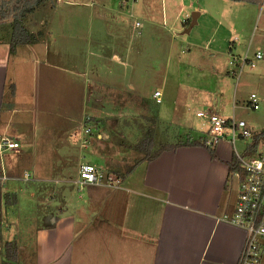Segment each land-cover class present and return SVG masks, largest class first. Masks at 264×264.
Instances as JSON below:
<instances>
[{
    "label": "crops",
    "instance_id": "crops-1",
    "mask_svg": "<svg viewBox=\"0 0 264 264\" xmlns=\"http://www.w3.org/2000/svg\"><path fill=\"white\" fill-rule=\"evenodd\" d=\"M196 1L198 5L193 0L188 3L179 0L174 12L163 8L161 1L159 6L156 0H133L128 4L129 9L117 3L114 14L96 13L102 19L101 31L102 25L105 26L106 32L102 33L109 37L105 36L106 40L102 37L92 40L93 29H78L69 25L65 16L56 17L59 4L70 1L55 0L52 6L39 4L24 20L35 40L17 44L12 52L8 51L10 25L0 23V27L8 25L5 34L0 32V134L18 143L0 152V237L4 238L3 244L8 240L15 244L14 259L7 258L2 249L0 264L1 260L18 259L20 264L236 263L244 231L223 216L229 213L235 198L229 200V190L230 179L233 188L236 180L226 173V161L231 155L229 145L234 150V139L216 140L212 145L216 156L208 154L200 144L164 149L150 160L139 161L114 185L92 183L85 190L75 192L71 177L65 173L64 164L69 157L74 156L76 164L82 161L77 147L76 156L72 148L73 132L79 127L85 105V86L94 82L143 93L126 76V71L134 67L130 58L134 40L155 41L159 38L158 27L164 28L168 22L175 24L176 19L185 26L190 16L185 11L187 7L196 10L195 21L188 29L196 25V29L203 31L198 38L191 36L192 47L199 52L197 55L192 51V103L195 110L212 109L228 116L217 109L215 95L225 91L231 75L228 55H246L254 32L264 36V14L255 21L257 8L264 9V0H209L213 6L208 0ZM125 11L133 16L130 23H126ZM250 16L253 23L248 26L244 21L250 20ZM184 18L188 22L182 25ZM208 18L210 22H204ZM134 21H138L137 27L133 26ZM152 22L160 26H153ZM112 27L120 29L122 36ZM118 40H121L119 44ZM90 57L96 62L91 66L93 71H89L87 62ZM255 61L247 63L252 65ZM162 63L165 69V57ZM51 69L65 76L61 78L66 82L72 77L81 83L78 103H66L65 93L57 99L61 104L54 102V96L44 86L48 85L47 72ZM185 71L182 74L190 73ZM152 91L143 95L152 97ZM161 101L160 96L158 104ZM70 107L73 109L68 110ZM177 128L176 134L182 131V126ZM186 128L183 133L191 139L207 137V121L202 116L196 118V127ZM153 142H157L154 136ZM90 154L94 164H104L101 154ZM23 172L27 173V178L22 177L25 180L19 178ZM62 182L66 183V190L56 192L62 197L61 206L52 209L49 204L55 194L53 187ZM5 193L7 204L3 203ZM25 201L32 204L28 208H33L34 221L24 225L28 233L23 242L16 235L21 227L19 210ZM25 244L31 247L28 257L21 253ZM256 264H264V252Z\"/></svg>",
    "mask_w": 264,
    "mask_h": 264
},
{
    "label": "rangeland",
    "instance_id": "rangeland-1",
    "mask_svg": "<svg viewBox=\"0 0 264 264\" xmlns=\"http://www.w3.org/2000/svg\"><path fill=\"white\" fill-rule=\"evenodd\" d=\"M62 1H70L71 3H60L58 10L55 13L57 15H55L56 17L65 16L67 18V23L71 26L75 25V27L78 29H93V32L90 36L92 40H94V38L97 39L101 37L102 39H105L106 33H102V31H105V26L102 25L104 30L101 31L102 19L99 18L96 13H102L106 15L114 14L115 9L118 8L117 6L119 5V0ZM159 1H161L162 7L164 8L165 6L169 12H174L175 7L179 5V0H156L157 4L160 6ZM183 1L184 3L190 2V0ZM193 1L198 5L199 1ZM73 2L77 3L73 4ZM207 2L209 5L213 6L211 1L208 0ZM131 3L132 2L127 3L126 6L128 7ZM43 4L51 5L53 3ZM127 9H129V7ZM127 9L124 8V10ZM189 9L190 7H187L185 10L188 12V14H190ZM126 12L127 11H125L124 14H126L125 20L127 23L133 19V16L127 15ZM156 13L158 16L157 19L159 21L160 10ZM263 14L264 9L258 7L255 14V21L257 18L262 17ZM186 19L187 18H184V21L182 20V25L185 24ZM31 20H33V18ZM246 20L247 19H245L244 22L248 26H251L253 23V17L250 16V20ZM205 21L210 22V19H204V22ZM7 22V24L10 25V21ZM133 24L134 27L139 25L135 24V21ZM187 24L185 26H187ZM152 25L160 26L153 22ZM7 26L8 25L0 27V32L2 31L5 34ZM185 26H181L180 22L176 19L175 24H169L168 22L164 28L162 26L158 27L157 34L159 33V38L157 37L155 41L150 40V38H140L134 40L133 51L130 55L134 67L133 70L128 69L126 71V76H128V78L130 77L136 86V89L143 91V93L131 92L130 90L126 89L121 90L106 84H94V82L85 86L84 109L81 113L80 121L78 123L79 127L77 130H75V132H73V138L75 142L74 149L72 148V150L74 151L75 156L78 149V154H81L82 161H87L94 164L92 161L95 160L92 159L90 153L101 154L104 158V164L94 165L98 166V169H101L102 172L106 173L107 176L111 175L114 178H119L125 174L127 168L132 163L142 158L145 151L139 149L138 144L144 136H147L149 131H151L152 138L154 136L155 141H157L156 143L152 141V146L149 152L161 144L159 141L177 140L181 142L182 140L188 138V134H184L183 131L188 130L186 127H196V118H200V116L195 115V103H192V100H194L192 51L196 52L194 54L197 55H199V52H197L195 47H192L191 36L198 38L200 33L203 31L196 29V25L188 30H183ZM40 28L42 29L43 25H40ZM128 28L129 26H127V29ZM112 29L115 33L122 36L120 29L115 27H112ZM247 31L245 33L246 36L243 37L245 42L248 38ZM153 32H156V30H153ZM263 37L264 36L259 35V31L258 33L254 32L253 39L250 41V44L245 51L247 56H252V51L256 46L264 49ZM108 38L109 37L106 36V39ZM120 41L121 40H118V44ZM90 43L94 45L93 42ZM136 46H138L139 49L137 51H135ZM164 57L166 58L165 69H163L162 63ZM252 57L253 60L256 59L254 64L251 65L249 63H244L238 72L237 70L234 71V74L229 70L232 76L229 75L230 77L228 79L225 91L216 93L215 95L217 109L220 110L222 114L229 116L230 112H232V115L235 118H241L245 122V128L247 129L249 135L237 136L233 141L234 149L240 153H244L243 151H245V148H247L249 144L252 143L255 135L257 136V140L254 143L255 149L264 146V56L260 58H255L254 56ZM88 60L89 61L87 62H89L90 66L89 71H93L91 66L93 68L94 59L90 57ZM94 63L96 64L95 61ZM232 65L231 67L236 66L235 64ZM185 70H188L190 73H186L187 75L185 73L182 74V72ZM42 71L43 69L41 68V72ZM114 72L117 73L118 70L115 69ZM162 74H164L163 78ZM47 76H49L47 77L48 85L44 86L46 89L48 88V94L54 96V102L61 104L62 102L57 99L59 96L62 94L64 95L65 93L64 97L67 101L66 103L69 101L71 102V105H75L76 102L78 103V100H80L82 95V85L80 82L77 81L76 83L75 79L72 77H70L66 82L62 80V78L65 79L66 77L59 75L58 71L54 69L48 70ZM52 76L54 77L53 79ZM57 76H60V78L56 79ZM51 79L52 81H50ZM43 82L46 83L45 80ZM37 85L38 83H36V88ZM155 87H158V89L160 88L161 91L160 96L162 101L159 104V101H156L153 97L143 95L144 92L149 93ZM250 92H252L257 97L258 104L254 108L248 103ZM70 109L73 108H68V110ZM177 116H180V118ZM155 125L157 126L155 127ZM179 125L180 128L182 126V131H178L176 134L175 131L178 129L177 127ZM86 127H88L87 132L85 131ZM154 130L155 133L153 135ZM56 133L57 131H55L53 134L55 135ZM81 137L86 139L88 143V145L84 147L85 150H82L84 148H81L79 145ZM229 146L232 150L231 145ZM75 160L76 158H74V156L69 157L67 163L64 165L66 171L65 173L67 176L69 175V177H71L70 181L74 187L73 190L76 192L77 190H85V188H88V185L92 183H83L78 186L77 167L79 163L76 164ZM20 161L17 165L20 164ZM22 177L23 175H21L19 178L21 180H25L22 179ZM232 178L235 181L233 176ZM73 179H75L74 183L72 182ZM231 181L232 179H230L231 188L229 190V200L231 198L233 199L236 193V182L235 188H233V181ZM65 185L66 183L62 182L60 184H56L53 187L55 194L52 195V201H50L51 205L49 204L50 208L56 209L58 206H61L62 197L60 193L56 192L62 190L65 191L67 188ZM61 186H63V188ZM72 186H70V188H72ZM31 205V203L25 201L21 204V211L19 210V225L21 227L17 229L16 237L18 239L22 238L23 242L24 240H27L26 235L28 233V230L23 228L24 225L27 224L26 226H28L32 223V221H34V218H32L33 208L29 209L32 207ZM3 239V236H1L0 251H2V249L4 250V246L2 245ZM22 248L23 250L21 253L25 257H28L31 247L29 245L26 246L25 244ZM2 262L3 260H1V264ZM5 262L11 264H20L21 260L18 259L14 262ZM23 263H25L24 260Z\"/></svg>",
    "mask_w": 264,
    "mask_h": 264
},
{
    "label": "built area",
    "instance_id": "built-area-1",
    "mask_svg": "<svg viewBox=\"0 0 264 264\" xmlns=\"http://www.w3.org/2000/svg\"><path fill=\"white\" fill-rule=\"evenodd\" d=\"M133 0H119L120 6H125ZM135 24H138L135 21ZM252 56L260 58L264 56L263 48H255ZM252 56L245 54H229L227 62L236 66L230 69L231 73L238 71L241 64L251 63ZM233 66V65H232ZM152 97L160 100V90L154 89ZM248 103L251 107L257 106V97L252 92L249 93ZM197 115L204 117L207 121L205 144L213 145L219 138L226 137L234 139L237 136H248L245 122L241 118L233 115L224 116L209 109L195 110ZM88 127L85 128L87 132ZM17 141L6 134H0V152L4 149L14 148ZM79 145L84 148L88 145L86 139L80 138ZM82 150H85L82 149ZM237 160V166L230 170V174L236 180V194L231 210L223 216L234 224L240 226L244 231V238L239 248V254L235 264H256L264 252V146L255 149L252 153H240L233 150ZM26 177L27 173L23 172ZM118 178L111 175L107 176L98 166L81 161L77 167V182L83 183L114 185Z\"/></svg>",
    "mask_w": 264,
    "mask_h": 264
},
{
    "label": "trees",
    "instance_id": "trees-1",
    "mask_svg": "<svg viewBox=\"0 0 264 264\" xmlns=\"http://www.w3.org/2000/svg\"><path fill=\"white\" fill-rule=\"evenodd\" d=\"M54 0H0V23L10 21V37H9V43H8V51L12 52L17 44L20 43H30L35 40V34L31 31H29L25 25H24V20L27 17L29 13H31L34 8L43 3H53ZM255 2H260L262 0H251ZM186 23L188 22V18L185 20ZM257 140V136H254V139L252 143L249 144L247 148H245L244 153H252L255 151L254 143ZM152 134L151 131L147 133V136L143 137L139 144L138 147L141 150H144V154L142 158L136 160L134 163H132L126 170V172L130 171L139 161L142 160H150L154 158L160 151L164 149H171L175 147L176 145L180 144H192V145H197L200 144L204 146V148L207 150L208 154L211 156H216L213 152V147L210 145L205 144V139L204 137L201 136H196L194 138H188L185 139L182 142H176L173 144H168V143H161L149 152L151 146H152ZM231 155L230 159L226 161V173L228 175L230 174V170L235 168L237 166V160L235 157V154L231 150ZM125 172V173H126ZM8 198H7V193L3 194V203L7 204ZM4 250H5V255L7 258L14 259L15 257V244L12 241H5L4 244ZM2 264H6V262L3 260Z\"/></svg>",
    "mask_w": 264,
    "mask_h": 264
},
{
    "label": "water",
    "instance_id": "water-1",
    "mask_svg": "<svg viewBox=\"0 0 264 264\" xmlns=\"http://www.w3.org/2000/svg\"><path fill=\"white\" fill-rule=\"evenodd\" d=\"M196 14V10L195 9H191L190 10V16H189V22L187 24V26L184 27L183 30H188V28L191 26V23L195 21L194 15Z\"/></svg>",
    "mask_w": 264,
    "mask_h": 264
}]
</instances>
